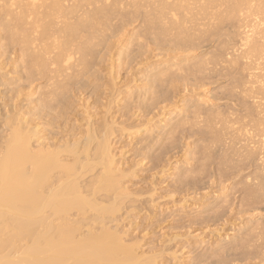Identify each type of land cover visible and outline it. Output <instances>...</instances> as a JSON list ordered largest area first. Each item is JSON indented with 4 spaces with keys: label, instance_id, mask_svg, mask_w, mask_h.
Returning <instances> with one entry per match:
<instances>
[{
    "label": "rangeland",
    "instance_id": "rangeland-1",
    "mask_svg": "<svg viewBox=\"0 0 264 264\" xmlns=\"http://www.w3.org/2000/svg\"><path fill=\"white\" fill-rule=\"evenodd\" d=\"M14 1H18L17 5L23 4L21 0ZM72 1L68 2V6L73 4L70 5ZM76 1L74 4L80 2L83 7L86 4L84 0ZM137 1H122L120 9L115 8L116 15L112 13L113 18L109 17L108 27L98 26L96 45L86 58L89 67H80L78 70L81 74L79 71L75 73L74 80L71 78L73 76H65L64 80L67 77L66 81L69 78L70 81L63 84V77L58 78L55 68L54 72L51 69L54 66H47L49 70L46 68L52 74L42 72L41 75L37 71L43 77L36 74L35 69L32 71L30 60L23 58L24 45H20L21 40L16 38L19 41L11 42L8 30L1 29L0 119L1 114L4 116L7 110V113H11L15 106L12 116L16 109V113L25 115L26 121L35 115L31 119L34 124L29 122V125L38 124L40 129H47V132L44 130L45 135L41 130L45 139L47 135L53 139L47 137V142L58 144L60 139L72 142L86 129L85 123L89 119L92 120L89 123L96 127L97 122V126L105 122L101 114H106L109 123L113 122V117L116 121L113 122V128L117 125L118 131L110 138L111 150L116 155V162L126 170L122 182L124 186L127 185V189L130 187L128 190L132 193L129 196H132L125 198V202L118 206L120 210L108 217V221L112 219L110 224L107 223L108 226L114 228L116 224L120 232L126 231L125 239L134 243L137 241L136 244H140L139 251L144 256L155 253V264H264V172H261L264 168V161L261 160L264 158L261 159L260 155H264V149L261 147L263 150L261 153L259 151L264 137V75L261 76L264 73V50L258 54L251 53L246 58L245 52L241 55L243 49L239 44L244 37L242 31L245 22L251 23L253 17L247 16L249 12L245 15V10L243 13L230 14L228 6L238 0H214L212 4V0H198L197 6V0H189L186 3L188 6L183 3V6H187V16L183 13L185 10H181L185 17L180 11L176 14L185 18L181 20V16V19L176 16L179 23L188 21L190 24H183V30L188 29L187 35L180 36L182 40H179L175 34L177 30L171 27L174 22L171 14L163 13L165 15L162 18L165 20L161 22L162 19H159L158 22V0ZM255 1L253 3L258 4L259 0ZM11 3L10 0H0V7H7ZM204 3H209V9H206L208 14L202 8L205 7ZM260 3L258 5L264 2ZM102 4L89 6L95 9L102 7ZM14 5L12 7L16 9L18 6ZM87 5L83 9L88 10ZM20 6L19 10L12 9V12L7 9V14L11 15H7V19L6 7L4 10L1 8L3 12L0 10V16L5 17L4 20L0 17V20L12 19L10 22L14 23L13 17L20 11ZM201 13L205 16L202 14L200 17ZM190 18L197 21L191 22ZM28 21L26 27L31 22ZM168 25L172 28L171 33L168 31L170 34L165 36L160 34V27L169 29ZM30 28L31 25L29 31ZM40 30L37 29L38 34ZM39 39L36 48L44 44ZM126 43H129L128 46ZM55 52L51 54L52 57ZM109 65L110 68L112 65L111 69H107ZM180 66L181 71H178ZM166 73V76H160ZM53 76L57 77H54L56 83ZM113 77L116 78L114 84L110 80ZM59 83L63 87L67 84L64 87L66 90L60 89L56 93L58 97L47 100L45 103L48 107H44V98H40L42 92L46 95ZM48 84L49 88H53L51 91L48 90ZM108 86H113L115 91L110 92ZM55 90L57 87L54 93ZM109 99L116 102H110ZM36 102H40L38 106L41 107ZM104 105H108V108L111 106L109 113L106 106V113L103 112ZM31 107L34 108L33 113ZM52 109H56L54 113ZM61 109L66 111L62 113ZM26 112H29V116ZM55 113L62 118L52 120ZM100 118L103 120L100 121ZM161 119V123L157 121ZM148 120L151 122L148 123ZM40 122H44L43 125ZM158 123L163 127H159ZM119 125L126 129L129 127L128 130L136 137L128 130L129 135L121 134ZM133 126L139 127L132 131L130 128ZM48 129H52L51 132ZM128 167L132 169L129 174ZM86 177L84 182H87Z\"/></svg>",
    "mask_w": 264,
    "mask_h": 264
},
{
    "label": "bare ground",
    "instance_id": "bare-ground-1",
    "mask_svg": "<svg viewBox=\"0 0 264 264\" xmlns=\"http://www.w3.org/2000/svg\"><path fill=\"white\" fill-rule=\"evenodd\" d=\"M12 1L14 2V4L18 2L17 0L16 3L14 0ZM12 1L10 0V3ZM24 1L21 0L23 4L25 3L24 5L19 2L20 5L22 6L16 4L18 6L16 9L15 7L14 8L12 7L14 5L12 4L13 2L10 5L8 4L7 7L6 5L5 6L3 5L4 6L3 8L0 7L1 12H3V10L6 7L5 19H7L11 16V15L9 16L10 13L7 14V9L9 11L11 10L10 12H12V9L19 10L18 8L20 6V11L16 12V15L14 14L15 12L12 13V15L13 14L15 15V16L13 15L14 23L10 22L12 19L5 21L0 20V30L1 29L5 31L8 30L7 32H9L11 42L12 40H16V41L21 40L20 42L23 44L19 42L20 45L22 46L24 45L22 48V50L24 49L23 50L24 54L21 51V53L24 56L23 55L22 56L24 59L28 58L30 60L29 62L31 64L29 65H31V67L33 68L32 71L35 69L36 74L40 76L39 73H41V75H43L42 72L49 73L50 71H46V70L50 66L51 67L54 66L52 68L50 67L53 70V72L55 68V74L58 76V78L59 76L63 77V80L61 78L58 79L57 82L62 80L61 83L62 82L64 83L67 80V77L73 76L75 73H78L80 67L81 68L85 67V69L86 66L87 68L89 67L88 64L86 65L87 63L86 60H88L86 58L88 55L90 56L91 49H93V47H95L96 45L95 41L98 38V36L96 38V35L99 32L98 26L101 25L103 28H107L108 22L109 20H111L109 19V17L111 16L113 18L112 13H114L117 10L115 8L120 9L119 5H123L122 1L125 0H113L112 2L109 0H86V1L84 0L83 3L85 4L86 2L85 6L88 4L87 6L90 9L93 6L90 7L89 5L92 4L101 5L102 3H104V5L102 4V7L100 6H98L99 8L94 7L95 9H91V11H88L89 8H87L88 10L83 9L85 8V6L83 7L81 5L82 3L80 2L74 4L76 0L75 1L71 0L72 2L70 3V5L72 3L74 4V5L72 4L71 6H68L69 5L68 2H70V0L69 1L24 0ZM87 1L90 2L87 3ZM168 1L169 0H158L159 8L157 9H159L158 12L159 16L156 15V18L159 23H160L159 19L160 20L162 19L161 22L165 20L164 18H162V16H164L165 14L166 15L171 14V17L174 19L175 22L178 20L177 18L181 19L183 16L185 17L184 14L187 13L186 12L187 10H185L187 8L185 7L188 6V4L186 3L189 0H171L170 1L171 3ZM191 1L192 0H190V2ZM197 1H195L196 4L194 3L196 6L197 3H199V1L198 2ZM217 1L218 0H216V2ZM66 2L67 5H65ZM105 2H107L108 5L109 2H111L110 3L111 5L108 6L107 3L105 4ZM153 2L152 5H154ZM253 2L254 0H238L234 4L231 3L232 4L231 6L227 5L229 7L228 10H230L229 12L231 15L233 13L234 14L243 13L244 12L243 10H245L247 12V13L244 12L245 15L248 14L249 12L250 14H248L247 16H250L251 18L253 17L251 23L245 22L246 23L245 28L242 27L245 29V31L244 29L242 31V37H243V33H244V37L243 39L241 38L242 43L241 42L239 43L243 51L242 52H240L239 50L238 51L241 53V55L242 53L245 52L244 57L246 58H249V55L251 53L256 52L255 54H258L264 50V3L262 4L264 0L257 1L258 4L259 2H261L260 4L262 5H258L257 3L255 4ZM183 3L186 4L187 6L186 5L183 6ZM212 3H214V0L210 2V4ZM204 4L205 7L208 6L206 8L202 7L206 11L207 8L209 9V5H208L209 3L207 4L204 3ZM9 6L11 7V9H9L10 8ZM198 6L200 5L198 4ZM217 7L215 9H217ZM202 8L201 11H203ZM210 8L212 7L210 6ZM181 10L182 11L185 10L183 11L184 14L181 12ZM165 11L166 12L169 11V13H166ZM179 11L181 12V14H183V16H181V14H178L179 16L176 15L177 13H180ZM197 11L199 10H196V12ZM212 11H214V9ZM208 13L209 11L208 12L206 11V14ZM202 14L203 13H201L200 17H202ZM2 15H4V13ZM5 15L2 17L0 16L1 19L3 18L4 20ZM7 15L9 17H7ZM203 15L205 16V14ZM259 17L262 18L260 19ZM31 19H34L35 21L34 20L32 21ZM72 19H74L73 22ZM184 19L182 18L181 20ZM190 20L191 22L192 21L194 22L196 19L192 20L190 18ZM210 20H213V18ZM26 21L28 22L31 21L29 23V25H31L30 31L28 29L29 25L27 27L25 25L27 24ZM174 22H172L173 24L171 23V27L173 28V30L174 29L175 31L177 30L176 32L175 31L174 32L178 37V39L180 38V36L184 37V34L187 35L188 29L186 31L183 29H185L184 25L185 24L187 25L188 21L186 22L181 21V23H179L180 21L179 22L177 21L175 23ZM189 25L190 24L188 23V26ZM23 26H25L28 30L25 29ZM172 28L166 29V27H164L163 29L160 27L161 30L160 34L162 33L163 35L164 34L168 35L171 33L170 29L172 30ZM37 29L39 30L41 29L39 34L37 33ZM192 29H194V27L191 28V30ZM168 31L170 33H168ZM16 38L19 40H17ZM38 39L43 40L44 42L43 46H41L42 49H39L41 47H37V48L35 47L38 45L36 42ZM50 40H51V44L49 45ZM42 43L39 44L41 45ZM54 52L56 54H54V56L52 57L51 54H53ZM120 52L121 50L119 51V53ZM124 55L125 54H123V56ZM250 58H252V56H250ZM109 59L111 60V58ZM201 63L204 62H200V64ZM111 68L109 65V68L107 69H111ZM176 69L178 70L179 68ZM165 70L164 72H166ZM37 71L39 73H37ZM178 71H181V66H180V70ZM79 73L81 74V71H79ZM167 73L160 76H166ZM44 74L47 75L46 73ZM45 75L44 77H46ZM79 75L78 77H80ZM262 75H264V73L261 74V76ZM55 76L52 77L54 79L53 81H55V78L57 79V77ZM65 76H67L66 80H64ZM257 76L258 75H256V77ZM71 78H73L72 80H74L76 77L74 78L73 76ZM106 79H108V77ZM47 80L50 81L52 79L50 80L46 79V81ZM110 80H112L111 83L114 84L113 80H116V78L113 77V79ZM109 83L110 81L108 82V84ZM50 84L53 85V82L51 81ZM65 85L67 84H64V87ZM54 86H55L53 87L54 89H56L57 87V91L55 90V93L53 92L54 89L52 88V86L51 88L53 90L49 88L50 87L49 84H48V90L51 89L52 91L51 90H50L51 92L48 91L49 93L45 92L46 95H44L42 92L41 94L42 96H40V98L42 99L44 98L43 99L44 103L47 100L52 101L53 97L54 99H56L55 97H58L56 93H58L60 89L61 90L64 89V87L60 83L55 84ZM112 87H109L107 89L111 90L110 92H114L115 90L113 89L114 87H117V85L116 86L114 85L113 88ZM119 89L120 88L118 87L117 89L118 93H119ZM65 90L66 89H64V91ZM109 90L107 91L108 93ZM53 94H56V96H53ZM110 99L108 101L113 102ZM112 100H114V98ZM115 100L117 101V98ZM39 101H41V99ZM119 102H121V100ZM30 103H32V101ZM107 103L108 105H110L109 102ZM39 104L40 102L37 103L36 105L38 106ZM36 105L35 107H37ZM108 105H104V108L105 106L108 108ZM43 106L44 105H42V108ZM13 107L14 108L13 110H11V113L9 112L11 115L7 113L8 110L7 112L4 110L5 111L4 116L1 114V119H0V129H1L0 131V264H155L156 263L154 257L155 253L150 255L151 257L147 255L144 256L139 251L140 244L139 245L136 244L137 241H135L136 243H134V241L130 242V240L128 241L125 239L126 236L125 230H124L125 232L122 231L120 232L118 230L119 227L118 225L115 224L116 227L114 226L113 228L112 225L108 226L107 224L109 222H112L111 221L112 219L109 221L107 219H109L110 216L112 217L117 210L118 211L120 210V207L118 208L120 203L123 204L124 199L128 198L129 194L132 193V192L130 193V191L128 190L130 187H128L127 189L126 187L127 185L124 186L123 185L124 181L122 182V180L125 178L124 176H126L125 175L126 170L124 169V167L123 168L121 167V164L116 162L117 159L115 157L116 155L111 150L112 143L110 144L111 142L110 138L115 134V131L116 132L118 131L116 129L117 125L115 126V128H113V124L116 122V121L114 122L115 119L112 117L111 119H113L114 123L113 122L109 123L110 120L106 119L108 118L107 116L105 117L106 114H101L105 118L104 119L105 122H103L102 124L97 126L98 122L97 123L94 122L96 123V127H94L95 124L91 125V123L89 122L92 120L89 119V122L86 121L87 123H85L86 129L81 133L78 132L80 133L79 136L76 137L74 135V137L76 138L74 139L72 138L73 139L72 142L67 141L68 139L65 140L67 142L61 141L60 139L59 141L62 143L57 141L58 144H56L55 142L51 144V141L49 143L47 142L46 139L47 137L52 141L53 139L49 138L48 135L45 139V137L42 135L41 132L42 128L40 129V126L38 124L29 125L31 122L33 123V120L31 121V119L35 117L34 115L35 113H34L33 114L34 117L31 118L34 109L33 107L30 108L32 110V113H30L31 119L29 118L30 121L28 119L26 121V118H24L25 115H20L21 113L20 114L16 113L18 109H16L14 112L15 116L14 114L12 116V111H14V109L16 108L15 106ZM38 107H41V105ZM44 107L47 108L48 104L46 105L45 103ZM107 108H105L103 112L106 111ZM109 108L107 110V113H109L108 111H111V109ZM53 109H52V113H54L53 111L56 110ZM64 110L66 111V109ZM64 110L61 112L63 113ZM28 113L26 112V115L29 116ZM65 114L66 112L64 113V116ZM57 115L58 114H56V116L52 118V120L55 119L56 117H59L57 119L62 118V116L60 117ZM102 120L103 118L100 121ZM150 120H148V123L151 122ZM157 121L161 123L162 119L160 121L159 120ZM42 123L44 122H40L39 124L43 125ZM52 125L55 126L56 124H52ZM49 126H51V124H49L48 127ZM158 126L161 128L163 127L160 126L159 123ZM41 127H46V126H41ZM118 127L120 128L119 129L120 133L122 132L121 134L126 133V135H129L127 134L128 131H129L128 133L133 134L131 130H128L129 127H127L128 129L124 128L125 126L123 127V125H121V127L119 125ZM136 127L133 126L130 129H133L132 131H134L136 130ZM49 128H53V127H49ZM77 128H80L79 125ZM263 128L261 129L263 130ZM44 130L45 129L42 130L43 133ZM51 130L52 129H50L49 131L51 132ZM80 130L81 128L79 129V131ZM139 130L141 129L139 128ZM139 130H137V132ZM250 134H246V135H250ZM134 135L135 134H133V136ZM129 137L131 136H128V138ZM56 139H54V141ZM261 141L263 142V144H260ZM261 141H259V144L262 146H259L260 149L257 148L259 149L260 153L264 149L263 147L264 137H262ZM260 155L262 157L261 159H263L264 155L263 154ZM261 161H264V159ZM129 170L132 169L130 168L128 169V174L130 172ZM261 172H264V168L263 171ZM89 173L90 174L93 173V174L90 176ZM87 174L88 176H90L89 178L90 180L87 179L88 178ZM85 177L87 179L86 180L87 182L83 181L85 180ZM257 177L259 178V176ZM104 195H106L105 198H103ZM88 215L91 216L88 217ZM95 225L97 228L95 227ZM155 256L157 257V255Z\"/></svg>",
    "mask_w": 264,
    "mask_h": 264
}]
</instances>
